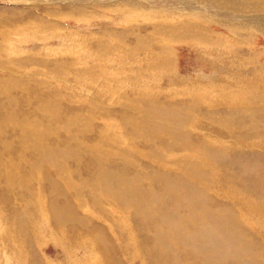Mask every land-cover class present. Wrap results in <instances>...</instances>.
Returning <instances> with one entry per match:
<instances>
[{"label": "rangeland", "instance_id": "rangeland-1", "mask_svg": "<svg viewBox=\"0 0 264 264\" xmlns=\"http://www.w3.org/2000/svg\"><path fill=\"white\" fill-rule=\"evenodd\" d=\"M0 264H264V0H0Z\"/></svg>", "mask_w": 264, "mask_h": 264}, {"label": "bare ground", "instance_id": "bare-ground-1", "mask_svg": "<svg viewBox=\"0 0 264 264\" xmlns=\"http://www.w3.org/2000/svg\"><path fill=\"white\" fill-rule=\"evenodd\" d=\"M4 95V94H3ZM33 128V127H32ZM13 165V164H12ZM35 180V179H34ZM138 185V184H137Z\"/></svg>", "mask_w": 264, "mask_h": 264}]
</instances>
